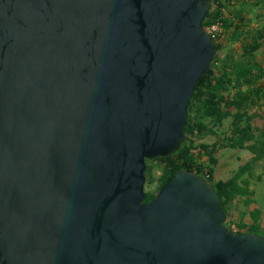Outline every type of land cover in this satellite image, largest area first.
Returning <instances> with one entry per match:
<instances>
[{
  "label": "water",
  "instance_id": "water-1",
  "mask_svg": "<svg viewBox=\"0 0 264 264\" xmlns=\"http://www.w3.org/2000/svg\"><path fill=\"white\" fill-rule=\"evenodd\" d=\"M209 0H0V264H264L213 187L144 158L183 139Z\"/></svg>",
  "mask_w": 264,
  "mask_h": 264
},
{
  "label": "trees",
  "instance_id": "trees-1",
  "mask_svg": "<svg viewBox=\"0 0 264 264\" xmlns=\"http://www.w3.org/2000/svg\"><path fill=\"white\" fill-rule=\"evenodd\" d=\"M255 1L264 2V0ZM229 5V0H209V7L201 24L206 26L221 14L223 32L225 33L230 28H235L238 31L239 26H236L225 16L228 8L232 6ZM262 38L264 39V27L256 29L255 36L239 46L238 58L223 60L218 67L215 66L218 57L213 56L208 68L192 86L186 104V119L182 126L183 139L178 148L170 154L154 157L160 161L162 166L161 181L151 188L143 190L142 201L151 200L159 186L168 180L175 170L187 169L199 174L213 187L225 216L222 224L227 230L248 232V230L241 229L245 228L244 225L238 223L241 220L234 219L236 209L234 210L235 207L232 204L233 198L242 189L232 178L214 179L212 172L216 161L214 152L221 141L222 145L230 148H245L254 155L259 153L254 152V149L258 145L259 139L264 137V111L257 110L256 114L249 115L247 108L254 102L251 100L253 95L258 100L260 99L261 91L258 88V80L261 77V69L258 65L250 62V57ZM213 42L215 51L221 49L222 40H213ZM227 116L230 118L226 129L221 134L216 133L214 128L219 126L222 119ZM256 122L259 124H255ZM206 133L214 135L213 141L209 143L196 141ZM244 168H249V165L243 163L238 166V169ZM144 169L142 188L146 181Z\"/></svg>",
  "mask_w": 264,
  "mask_h": 264
},
{
  "label": "rangeland",
  "instance_id": "rangeland-1",
  "mask_svg": "<svg viewBox=\"0 0 264 264\" xmlns=\"http://www.w3.org/2000/svg\"><path fill=\"white\" fill-rule=\"evenodd\" d=\"M260 2V1H259ZM261 8V7H260ZM258 9V8H257ZM262 11L264 12V6H262ZM263 17L258 19H253L250 27L246 30L247 33L244 35H240L236 39L228 38L223 36L222 38V47L218 51H215L214 55L218 57L215 62V66L218 67L223 60H229L230 58H235V50H238L239 47L244 42H248L250 40V35L254 34L256 29H259L264 25V13ZM236 47V49L234 48ZM240 48V47H239ZM250 62L252 64L258 65L261 69V77L258 80V88L260 89V99L254 95L251 97V100L254 102L250 107L247 108V112L249 115L256 114V111H264V39L262 38L259 41V44L256 48V52H253L250 57ZM254 117L252 118L253 121ZM229 121V117H225L222 119L221 124L214 128L215 132L221 134L224 129H226L227 123ZM255 124H259L256 122ZM214 135L211 133H206L201 138L196 139V141H200L203 143H209L213 141ZM263 151L261 152V150ZM254 152H259L258 155H254L251 151L245 148H230L228 146L222 145V141L218 143V146L214 152L215 163L213 165V178L214 179H226L232 178L234 182L239 185V188L242 191L235 198L234 203L237 207H241V215L245 216H254V212L252 210L256 209L259 211L260 215H263V218L254 220L248 226V230L264 236V137L259 139L258 145L254 149ZM261 152V153H260ZM246 163L249 165V168L238 169V166ZM146 168L144 169L146 181L144 182L143 190H147L152 186L156 185L161 181L162 176V166L160 161L155 158H146L145 159ZM144 181V180H143ZM253 191V192H252ZM253 193V197L251 199V194ZM240 196V197H239ZM241 201L242 204H238ZM233 206L235 207V205ZM244 203V204H243ZM235 207V208H237ZM250 207V208H249ZM246 210V212H245ZM239 216V224L244 225V221L242 220L243 216ZM259 215V216H260ZM236 216V214H235ZM262 221V222H261ZM261 222V223H260ZM241 228V226H239ZM244 229V228H241ZM247 229V228H246Z\"/></svg>",
  "mask_w": 264,
  "mask_h": 264
},
{
  "label": "crops",
  "instance_id": "crops-1",
  "mask_svg": "<svg viewBox=\"0 0 264 264\" xmlns=\"http://www.w3.org/2000/svg\"><path fill=\"white\" fill-rule=\"evenodd\" d=\"M262 6H264V2H262V1L261 2H256L255 0H238V1H236L234 6H231L228 8L225 16L228 18V20L230 19L232 21V23H234L236 26L238 25L239 30L236 31L235 28L234 29L230 28L228 31H226L224 33V36H226L228 38L236 39L239 36V34L244 35V33H247L246 30L250 27L252 20L263 17L262 13H264V12L261 9ZM241 17H242V20H240ZM263 27H264V25H263ZM263 27L261 26L260 28H263ZM253 36H255V33L251 34L249 37L252 38ZM236 41H237V39H236ZM234 48L236 49V47H234ZM237 49L238 50H235V52H234V53H236L235 58H238L239 53H240L239 47H237ZM254 52H256V49ZM237 196H238V194H237ZM252 197H253V193L251 194V199H252ZM235 198H233V203L235 201ZM238 204H242V202L239 201ZM234 205H235V207H237V205L235 203H234ZM235 209H236V217L234 219L239 220L240 219L239 216L241 215L242 208L237 207V208H234V210ZM245 212H246V210H245ZM252 212H254V216L252 215L251 217L250 216L244 217L243 214L241 215V216H243L242 220L244 221V227H245L244 229L245 230H248V226L250 225L251 222H254L256 217L259 220H260V218H263V216L259 214L260 212L257 211L256 209L252 210ZM263 222H264V220H263Z\"/></svg>",
  "mask_w": 264,
  "mask_h": 264
},
{
  "label": "built area",
  "instance_id": "built-area-1",
  "mask_svg": "<svg viewBox=\"0 0 264 264\" xmlns=\"http://www.w3.org/2000/svg\"><path fill=\"white\" fill-rule=\"evenodd\" d=\"M236 3V0H229V4L234 6ZM229 5V6H230ZM221 17L222 15L220 14L215 20L211 21L209 24L204 26L206 32L208 33L209 37L212 40H222L224 36V32L222 30V25H221Z\"/></svg>",
  "mask_w": 264,
  "mask_h": 264
}]
</instances>
